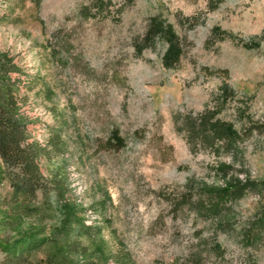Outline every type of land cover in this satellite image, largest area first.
<instances>
[{
  "label": "rangeland",
  "instance_id": "1",
  "mask_svg": "<svg viewBox=\"0 0 264 264\" xmlns=\"http://www.w3.org/2000/svg\"><path fill=\"white\" fill-rule=\"evenodd\" d=\"M0 53L61 176L31 200L5 176L0 237L48 234L72 202L75 260L264 264V0H0Z\"/></svg>",
  "mask_w": 264,
  "mask_h": 264
},
{
  "label": "trees",
  "instance_id": "2",
  "mask_svg": "<svg viewBox=\"0 0 264 264\" xmlns=\"http://www.w3.org/2000/svg\"><path fill=\"white\" fill-rule=\"evenodd\" d=\"M17 69L11 57L0 53V159L2 169L0 183L6 176L12 184V195L17 198L31 200L38 195L48 196L53 190H59L61 176L52 172L46 176L41 170L39 158L45 147L36 140L28 141L26 124L28 117L20 111L18 78L10 72ZM111 136L118 144L122 137L113 130ZM72 202L62 203L61 216L50 226L48 234L39 235L36 229L21 231L12 240L8 236L0 237V243L7 250L11 264H107L108 255L104 247L97 245L95 251L98 258L90 255L75 260L74 255L83 256L87 249L82 242L81 228H89L82 222ZM36 231V232H35ZM47 246L44 260H33L30 254L36 249ZM12 251V252H11ZM117 264H140L134 261L129 252L120 248L113 255Z\"/></svg>",
  "mask_w": 264,
  "mask_h": 264
}]
</instances>
